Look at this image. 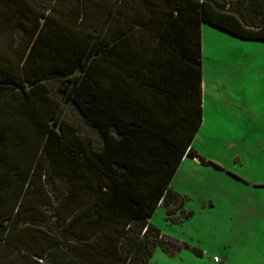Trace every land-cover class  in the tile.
I'll use <instances>...</instances> for the list:
<instances>
[{
	"label": "trees",
	"instance_id": "1",
	"mask_svg": "<svg viewBox=\"0 0 264 264\" xmlns=\"http://www.w3.org/2000/svg\"><path fill=\"white\" fill-rule=\"evenodd\" d=\"M86 1L85 7L92 8V0ZM166 2L164 12L150 3L126 14L120 5L109 53L116 64L118 79L110 87L117 99L107 115L94 82L95 61L104 51L95 48L92 31L78 34L75 27L86 22L77 16L68 21L59 8L49 7L27 26L33 36L23 39L20 61L0 60V139L11 135V125L32 130L25 132L31 140L18 149L21 155L11 147V156L0 159V234L7 237L13 225L20 227L16 232L21 237L6 243L11 251L18 249L36 263L45 257L47 264H152L157 248L171 255L179 252V245L162 239V230L149 219L162 203L169 207L179 201L171 181L183 160L199 157L193 140L203 121L201 26L264 41V0ZM131 41L133 53L127 50ZM147 53L151 57L145 61ZM74 117L97 128L98 136L83 133ZM114 145L117 161L110 159ZM38 159L53 161L45 177L36 173ZM20 162L35 166L32 175L26 167L20 173ZM92 171L104 177L84 180L98 195L96 202L75 211L79 178ZM33 178H39L36 187L48 198L45 211L38 213L40 227L21 222V207L16 209L22 192L24 197L34 192ZM102 198L106 200L100 204ZM112 198L126 210L124 225L99 228L102 210ZM87 204L81 201L80 207ZM109 209L106 223L112 224L115 207ZM170 216L168 212V220L178 221Z\"/></svg>",
	"mask_w": 264,
	"mask_h": 264
},
{
	"label": "rangeland",
	"instance_id": "2",
	"mask_svg": "<svg viewBox=\"0 0 264 264\" xmlns=\"http://www.w3.org/2000/svg\"><path fill=\"white\" fill-rule=\"evenodd\" d=\"M202 55L207 93L193 140L200 161L189 157L180 164L171 181L179 201L162 203L154 215L162 239L180 250L171 255L157 248L151 262L264 264V42L206 25ZM168 212L178 221L168 220ZM19 228L0 234V264L49 263L8 248L21 237Z\"/></svg>",
	"mask_w": 264,
	"mask_h": 264
},
{
	"label": "crops",
	"instance_id": "3",
	"mask_svg": "<svg viewBox=\"0 0 264 264\" xmlns=\"http://www.w3.org/2000/svg\"><path fill=\"white\" fill-rule=\"evenodd\" d=\"M86 0H0V60H6L13 58L16 63L20 61V54L19 51L24 43L23 39L29 38L31 35L30 30H27V26L32 23V20L34 18H37L39 15L43 14L46 9L49 7H57L59 8L63 14L62 17L64 19H67L68 21L71 18H74L77 16L78 21H84L86 22V25H84L81 28H76L75 30H78V34H81V30H86L85 33L91 32L94 36V42H95V48L102 49L104 51L101 52L100 56L96 59V71H94V82L99 85L100 92L96 93V95L100 98V103L102 105V110L104 111V115H107L109 111H111L112 106L114 107L115 104H112L111 102L117 99V95L115 93L111 92V85L113 82H116L117 76L115 75L114 71L116 68V64L114 61H112L109 53L112 46V43L114 42V32L117 29V19L119 18V14L121 13V7L120 5L125 6L126 14L130 13L132 14L134 11L137 10H143L144 5H148L150 3H154L157 5L162 6L163 12L166 9V0H92V8H86ZM206 25L209 24H202L201 26V33H202V45H203V33L205 31ZM86 26V27H85ZM211 26V25H209ZM92 27V28H91ZM213 27V26H212ZM134 31V30H133ZM230 34V33H229ZM232 35V34H231ZM234 36V35H233ZM236 37V36H235ZM239 38V37H238ZM241 39V38H240ZM245 40V39H244ZM98 41L103 42V45H99ZM264 42V41H261ZM22 43V44H21ZM127 50L130 51V53L135 51V44L131 41L127 45ZM18 51V52H17ZM17 52V53H16ZM142 55L145 54V51H141ZM27 55V54H26ZM151 56L147 53L145 61H148V59ZM133 58V56L131 57ZM158 61L164 60V57L160 58L159 55H157ZM203 58V55H202ZM132 63V62H131ZM203 63V59H202ZM206 83L204 80V68H203V79H202V105L204 109V99L206 98ZM82 117L81 115H79ZM84 127H81L83 133L92 134L94 137H97V128L91 127L86 122L83 123ZM4 128H7L8 125H4ZM24 124L19 125H11V135L8 136V138H5V134L1 136L0 139V159H8L11 154L9 153V149L11 147L14 148L13 154H16L18 149H23L24 142L27 140L25 132H31L32 130L23 129ZM18 128V129H17ZM17 129V130H16ZM3 138V139H2ZM110 141L114 143V141L110 138ZM115 144V143H114ZM115 148V145L112 146V152L110 154V159H114V161H117L119 159L118 155L119 153H115L113 150ZM19 155H21V152H19ZM195 162L200 161L197 157L193 159ZM38 164L36 165V173L41 174L43 177L48 175V170H53L52 167V160L51 159H38ZM184 161V160H183ZM182 161V162H183ZM36 162V161H35ZM181 162V163H182ZM23 165L21 162L19 163L20 167V173H22V170L26 166H20ZM216 167V166H215ZM29 171L32 172L35 169V166L26 167ZM218 168V167H217ZM222 168V167H221ZM52 169V170H51ZM1 170L4 171V173L7 170V167H1ZM93 173H82V179L79 178L78 183V208H75L73 210H77L82 212V210H86L89 208V206L95 204L96 202V193L94 194L93 191H91L90 187L87 186V183H85L84 180H87L89 178L95 177V178H104L103 175H100L92 171ZM17 172L15 170L14 176H17ZM50 175V174H49ZM132 182H138V179H136V176L133 174H128ZM53 180L56 182L57 178L56 175L53 173ZM147 177V176H146ZM35 180L34 185V192L29 193L30 195L27 197H24L26 192L21 193V197L16 205V209L18 206H20V221H26L32 223L33 227H40L39 226V212L43 213L46 209L45 203L48 201V198L42 193L36 186V182L39 181V178L36 180V178H33ZM142 181V179H141ZM63 183V182H62ZM63 186V185H62ZM92 186L94 187V190H98V183L93 182ZM139 186V184H138ZM143 186L141 182V187ZM33 187H30L28 191H31ZM100 187V184H99ZM172 187V186H171ZM104 186L102 187V189ZM173 188V187H172ZM100 191L99 195L102 197L101 188H99ZM173 190H175L173 188ZM104 191V190H102ZM176 191V190H175ZM94 196V199H93ZM106 200V198H102L100 200V204H103L102 201ZM81 201L87 202L88 206H81ZM90 201V202H89ZM107 206L109 205L107 210H102V214H104V217L102 216L99 219V228H109V227H123L124 222L126 220V216L124 213L126 210L121 208L115 199L112 198L111 201H106ZM115 207L114 212H116V215L111 219L112 224H107L106 216L108 217L110 212V207ZM134 207V204H133ZM161 207L159 205L157 209ZM63 211V209L61 208ZM157 211V210H156ZM119 213V216L118 214ZM156 213V212H155ZM108 214V215H107ZM155 215V214H154ZM70 218V217H69ZM67 218V221L69 220ZM56 218H53V221H55ZM149 221L152 222V224L156 225L158 228L159 226L155 224L154 222V216L149 219ZM20 222V223H21ZM22 225V224H21ZM26 225V224H23ZM102 249L99 248V251ZM217 256V255H216ZM217 263V262H216ZM225 263V261H224Z\"/></svg>",
	"mask_w": 264,
	"mask_h": 264
},
{
	"label": "built area",
	"instance_id": "4",
	"mask_svg": "<svg viewBox=\"0 0 264 264\" xmlns=\"http://www.w3.org/2000/svg\"><path fill=\"white\" fill-rule=\"evenodd\" d=\"M147 229H144V232L146 231ZM214 261L215 262H221V258L219 256H215L214 257Z\"/></svg>",
	"mask_w": 264,
	"mask_h": 264
}]
</instances>
